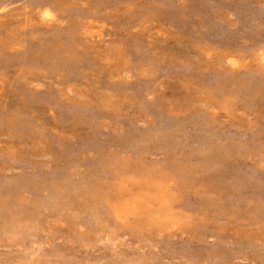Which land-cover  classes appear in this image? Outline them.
<instances>
[{"label": "rangeland", "instance_id": "rangeland-1", "mask_svg": "<svg viewBox=\"0 0 264 264\" xmlns=\"http://www.w3.org/2000/svg\"><path fill=\"white\" fill-rule=\"evenodd\" d=\"M0 264H264V0H0Z\"/></svg>", "mask_w": 264, "mask_h": 264}, {"label": "bare ground", "instance_id": "bare-ground-1", "mask_svg": "<svg viewBox=\"0 0 264 264\" xmlns=\"http://www.w3.org/2000/svg\"><path fill=\"white\" fill-rule=\"evenodd\" d=\"M129 204V203H128Z\"/></svg>", "mask_w": 264, "mask_h": 264}]
</instances>
